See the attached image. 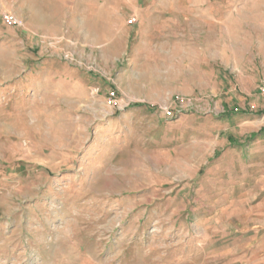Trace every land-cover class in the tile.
Instances as JSON below:
<instances>
[{"label":"rangeland","instance_id":"rangeland-1","mask_svg":"<svg viewBox=\"0 0 264 264\" xmlns=\"http://www.w3.org/2000/svg\"><path fill=\"white\" fill-rule=\"evenodd\" d=\"M0 264H264V0H0Z\"/></svg>","mask_w":264,"mask_h":264},{"label":"trees","instance_id":"trees-1","mask_svg":"<svg viewBox=\"0 0 264 264\" xmlns=\"http://www.w3.org/2000/svg\"><path fill=\"white\" fill-rule=\"evenodd\" d=\"M257 136H258V134H255L254 136L251 137V140L254 139V137H257Z\"/></svg>","mask_w":264,"mask_h":264},{"label":"built area","instance_id":"built-area-1","mask_svg":"<svg viewBox=\"0 0 264 264\" xmlns=\"http://www.w3.org/2000/svg\"><path fill=\"white\" fill-rule=\"evenodd\" d=\"M4 18V21H6L7 23H10L8 20H7V18H5V17H3Z\"/></svg>","mask_w":264,"mask_h":264}]
</instances>
